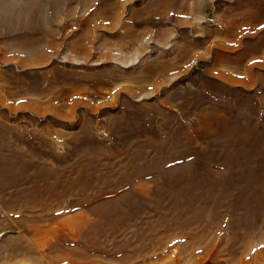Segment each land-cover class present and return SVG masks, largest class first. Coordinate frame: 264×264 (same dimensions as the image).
Listing matches in <instances>:
<instances>
[{
	"label": "rangeland",
	"instance_id": "rangeland-1",
	"mask_svg": "<svg viewBox=\"0 0 264 264\" xmlns=\"http://www.w3.org/2000/svg\"><path fill=\"white\" fill-rule=\"evenodd\" d=\"M0 264H264V0H0Z\"/></svg>",
	"mask_w": 264,
	"mask_h": 264
}]
</instances>
